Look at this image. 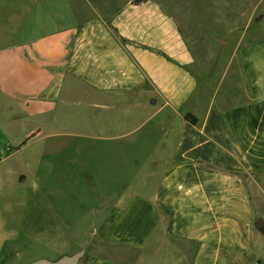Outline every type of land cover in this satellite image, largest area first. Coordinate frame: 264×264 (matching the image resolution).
<instances>
[{
	"label": "crops",
	"instance_id": "obj_1",
	"mask_svg": "<svg viewBox=\"0 0 264 264\" xmlns=\"http://www.w3.org/2000/svg\"><path fill=\"white\" fill-rule=\"evenodd\" d=\"M183 11L209 27H224L225 12L237 22L222 36H187ZM212 41L231 49L197 76L191 44ZM71 100L89 127L105 123L87 136L138 146L125 160L141 169L113 192L105 154L87 183L90 226L58 232L72 243L60 256L88 234L77 264H264V0H0V264L29 207L43 210L39 180L16 175L48 169L59 133L47 129ZM69 150L58 162H76ZM79 185L61 184L73 188L61 190L73 214Z\"/></svg>",
	"mask_w": 264,
	"mask_h": 264
},
{
	"label": "rangeland",
	"instance_id": "obj_2",
	"mask_svg": "<svg viewBox=\"0 0 264 264\" xmlns=\"http://www.w3.org/2000/svg\"><path fill=\"white\" fill-rule=\"evenodd\" d=\"M179 13L181 15L179 18L181 21V29L187 36H198L201 34H218L222 36L221 32L227 34V31H232L237 22L233 19L230 12H225V21H223L225 23L224 27H209V25L204 24L205 20L195 21L198 16L194 13L188 11ZM194 21L197 25L190 24V22ZM191 47L196 54V63L192 66V69L197 76H200V72H205V68L212 66L216 61L214 59V54H216L218 50L231 49V44L212 41L210 43H192ZM67 97L68 96H64L63 99H66ZM71 101L72 103L70 105L65 103L58 105L55 112L57 123L51 124L47 129L50 133H59L55 137L48 138L46 151L47 159L49 161L48 169H46L44 174L41 175L39 171L35 170L27 172V166H25V168L23 166V170L16 175L17 180H19L21 175H24L25 177L27 176V173L28 175H31V178L26 179V183L30 182V179L39 180L38 188L43 195L41 203L43 210L33 216V206L29 207L27 211V221L23 225L21 235L17 241L5 250L1 264H26L31 260L37 259L35 257H38L41 253L51 255L52 257H59L60 254L67 250L68 246L72 243L69 238H65V235H60L58 232L60 233L64 228L73 226L77 228L78 232L83 234L82 231L90 226L91 216L89 210L91 209V205H93L89 195L91 187H88L87 185L88 179L90 176L93 177L100 173L103 174V172L99 171H103L105 166V154L106 166L110 165L106 167V169L108 170L110 167V172H108V174L111 175L113 182V192L116 183L125 186L131 182L133 183L134 178L131 177L128 179V174H137L139 169H141L136 165V160L132 163L125 160L132 154V156L136 157L135 152L138 150V146H132L125 143V141H110L109 144V142H105L103 139L90 138L87 136L88 133H93L95 131L98 132L100 130L104 131L105 123H95L91 124L92 126L89 127L88 109L84 106L75 105V103H73L74 100ZM138 111L139 110H136V112ZM142 115L144 124L141 125V130H150L151 121L146 122V120L151 117L150 105L147 102L142 107ZM127 117L130 120H127L128 122H131V120L135 122V120L139 119L134 116L132 117L130 113ZM117 122H120V120ZM127 127L132 126L131 124H128ZM76 134H80L81 136H76ZM63 147H68V149L74 150L73 157L75 158V156H77V160L73 165L71 164L68 166L62 161L61 163L58 162V159L61 158L62 160V156H65L67 153V151L61 152ZM70 150L68 152L72 153ZM22 154L23 153H21V155ZM137 157L139 158L140 156L137 155ZM21 158H23V156H21ZM67 178L80 180L82 183H85L84 186L79 185L80 195L79 193L75 194V196H79L78 200L80 202L79 209H77L79 211L78 214H73L75 211L71 213L68 209L66 198L63 201L61 198V190L64 191V189L70 191L66 194L69 196L72 195L71 191H73V188L61 187V184L66 182ZM24 181L25 179L22 182ZM61 203L64 204L61 205ZM56 208L59 210L58 213ZM258 219L259 218H257L256 221ZM75 237L77 238L78 235ZM82 237L81 240L87 239L85 244L86 250V246L89 242V235L87 234ZM80 244L81 243L78 242L77 249H79Z\"/></svg>",
	"mask_w": 264,
	"mask_h": 264
},
{
	"label": "water",
	"instance_id": "obj_3",
	"mask_svg": "<svg viewBox=\"0 0 264 264\" xmlns=\"http://www.w3.org/2000/svg\"><path fill=\"white\" fill-rule=\"evenodd\" d=\"M260 17H257L256 20H259ZM25 179L24 175H21L19 178V181L22 182ZM260 219H258L255 222V225L258 227V223H259ZM87 242V239H84L78 250H76L75 252L71 253V254H63L61 256H59L56 259H47V258H37L34 260H31L29 262H27L26 264H77L78 260L81 258V256L84 254L85 251V244Z\"/></svg>",
	"mask_w": 264,
	"mask_h": 264
},
{
	"label": "trees",
	"instance_id": "obj_4",
	"mask_svg": "<svg viewBox=\"0 0 264 264\" xmlns=\"http://www.w3.org/2000/svg\"><path fill=\"white\" fill-rule=\"evenodd\" d=\"M185 119L188 120L190 123H195V118H193L190 114L185 115Z\"/></svg>",
	"mask_w": 264,
	"mask_h": 264
}]
</instances>
